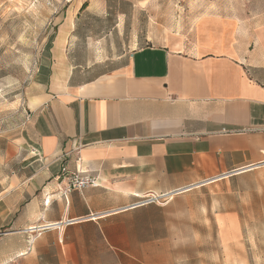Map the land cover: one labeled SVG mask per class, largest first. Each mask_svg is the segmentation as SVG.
<instances>
[{"label":"crops","instance_id":"1","mask_svg":"<svg viewBox=\"0 0 264 264\" xmlns=\"http://www.w3.org/2000/svg\"><path fill=\"white\" fill-rule=\"evenodd\" d=\"M71 15L55 25L1 161L0 228L26 235L7 255L37 264H80V244L104 239L103 221L141 198L182 196L187 211L188 194L264 169V0H217L110 69L72 63ZM63 167L97 185L64 193Z\"/></svg>","mask_w":264,"mask_h":264},{"label":"rangeland","instance_id":"2","mask_svg":"<svg viewBox=\"0 0 264 264\" xmlns=\"http://www.w3.org/2000/svg\"><path fill=\"white\" fill-rule=\"evenodd\" d=\"M216 3L0 0V173L9 170L1 165L4 151L27 120L28 87L63 16L73 14L76 21L67 46L72 63L110 69L133 48L187 31ZM186 205L187 211L182 196L161 198L108 218L101 225L104 239L95 233L93 242L80 244V264H264V169L188 194ZM8 232L0 228V264H37L7 255L20 249L26 236Z\"/></svg>","mask_w":264,"mask_h":264},{"label":"built area","instance_id":"3","mask_svg":"<svg viewBox=\"0 0 264 264\" xmlns=\"http://www.w3.org/2000/svg\"><path fill=\"white\" fill-rule=\"evenodd\" d=\"M60 173L62 175V181L66 180V188L63 191L68 193L71 190H83L88 187L97 185L96 178L76 170L75 172L68 171L65 167L61 168ZM163 196L150 195L145 198H141L138 202L133 205V208L143 207L150 204L157 203Z\"/></svg>","mask_w":264,"mask_h":264}]
</instances>
